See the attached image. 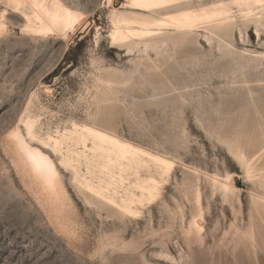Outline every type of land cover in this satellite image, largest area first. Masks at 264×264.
Instances as JSON below:
<instances>
[{
    "label": "rangeland",
    "instance_id": "obj_1",
    "mask_svg": "<svg viewBox=\"0 0 264 264\" xmlns=\"http://www.w3.org/2000/svg\"><path fill=\"white\" fill-rule=\"evenodd\" d=\"M64 1L86 14L76 32L32 38L0 0V264H264V28L239 23L228 43L200 31L157 69L112 46L125 0ZM74 123L174 162L137 217L83 191L46 140ZM18 130L54 160L56 191L32 172Z\"/></svg>",
    "mask_w": 264,
    "mask_h": 264
},
{
    "label": "bare ground",
    "instance_id": "obj_2",
    "mask_svg": "<svg viewBox=\"0 0 264 264\" xmlns=\"http://www.w3.org/2000/svg\"><path fill=\"white\" fill-rule=\"evenodd\" d=\"M108 2L114 4L113 0ZM5 4L10 14L24 22L21 32L32 38L66 37L76 32L86 15L64 0H5ZM239 23L254 25L257 30L264 28V0H125L120 9L113 6L109 37L113 47L126 49L129 54L141 52L140 59L147 66L161 69L162 52L172 56L171 51L189 39L195 40L200 31L209 41L221 39L228 43ZM118 80L112 77L103 82L112 86ZM37 122L32 117L25 121L31 139L39 137ZM13 137L37 179L45 188L56 191L60 173L51 156L31 145L21 131H15ZM46 140L63 155V163L73 168L83 191L130 216L137 217L139 205L159 195L161 184L174 167L167 157L95 124L74 123L72 128ZM215 182L229 186V182ZM192 224L199 228L196 220Z\"/></svg>",
    "mask_w": 264,
    "mask_h": 264
},
{
    "label": "water",
    "instance_id": "obj_3",
    "mask_svg": "<svg viewBox=\"0 0 264 264\" xmlns=\"http://www.w3.org/2000/svg\"><path fill=\"white\" fill-rule=\"evenodd\" d=\"M79 35H77V37H78Z\"/></svg>",
    "mask_w": 264,
    "mask_h": 264
}]
</instances>
